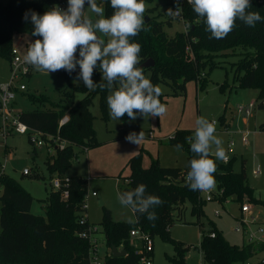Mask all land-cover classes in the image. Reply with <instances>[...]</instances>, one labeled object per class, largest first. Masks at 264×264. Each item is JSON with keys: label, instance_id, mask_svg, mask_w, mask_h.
Here are the masks:
<instances>
[{"label": "trees", "instance_id": "trees-1", "mask_svg": "<svg viewBox=\"0 0 264 264\" xmlns=\"http://www.w3.org/2000/svg\"><path fill=\"white\" fill-rule=\"evenodd\" d=\"M62 3L68 5V0H8L7 4L0 2V56L11 61L12 49L19 36L38 38L32 35L34 25L30 19L31 12L43 15ZM250 3V11H258L264 17V5L261 1L250 0ZM103 8L105 18L114 13L110 0L103 1ZM171 17L168 15L163 20L160 16L144 12L143 29L137 36L129 38L130 42L140 44L141 62L137 67L143 68V74L148 75L153 85L166 84L174 94H184L189 81H195L203 87L209 71L221 66V62L217 60L239 48L242 53L233 65V82L239 88L255 87L258 90V104L255 103V108L264 109V20L258 22L254 28L237 21L233 31L226 38L218 40L210 38L211 33L206 31V24L190 4L182 5V19L185 24H189L186 30L169 34L166 28L172 27ZM75 55L79 58L78 50ZM149 60L154 65L145 68L143 64ZM100 63L97 62L93 76H102ZM77 90L83 94L78 102L69 93L59 103L52 102L45 95L29 94L31 102L39 108L18 113L20 121L29 128L27 135L30 143L35 145L31 138L34 132L44 134V146L51 154L54 152L47 160L48 168L59 174L64 173L74 158L78 157L76 147L83 148L86 152L99 144L91 107L96 94L106 97L109 90L100 87L94 91L86 87ZM159 99L163 104L162 95ZM47 103H50V108L42 107ZM64 116H68L69 121L60 125ZM122 119L124 122L130 120L127 114ZM259 130L264 131V121L259 125ZM174 140L183 145L190 162L194 157L190 151L192 137L185 135L178 140L176 135ZM34 156L36 153H33ZM211 158L216 164L215 186L222 191V201L232 199L241 202L245 195L251 203L261 202L264 205V201L252 194L254 190L248 184L245 170L234 172L229 166L230 160L228 165H224L218 164L215 156ZM128 166L131 175L124 185L119 186V193L145 184L146 195L158 196L163 204L153 209L157 216L155 221H149L146 213L136 219L137 214L134 213V223L116 221L111 211L104 208L99 223V233L104 236L107 246L104 264H139L140 255L137 250L141 246H136L131 237V231L136 228H140L151 238L156 234L166 237L175 222H186L185 215L188 210L198 219L204 215L206 201L200 191H192L187 186L185 173L190 170L165 167L158 160H153L145 167L141 154L133 156ZM69 181L67 200L62 199L61 192L51 190L44 218L31 211L34 200L31 194L14 178L0 172V264H90L91 245L82 234L93 232L95 225H91L88 220L84 224L80 223L81 207L88 193V179L75 176L69 178ZM211 232L215 233L214 238L210 236ZM113 247L125 251L126 254L113 257ZM200 250L208 264H245L264 251V245L252 242L246 245L231 244L220 232L211 229L207 234L203 233ZM177 251L173 264H184L186 247L179 245Z\"/></svg>", "mask_w": 264, "mask_h": 264}, {"label": "rangeland", "instance_id": "rangeland-1", "mask_svg": "<svg viewBox=\"0 0 264 264\" xmlns=\"http://www.w3.org/2000/svg\"><path fill=\"white\" fill-rule=\"evenodd\" d=\"M181 0H144L146 11L151 15L160 16L163 20L168 16V9L174 11L177 2ZM7 4L8 0H0ZM103 7V1L97 0ZM85 15L94 21L98 17L92 13L85 3ZM172 27L166 28L169 34L184 31L185 23L179 17H171ZM98 35H102L97 33ZM24 42H34L33 37L24 35ZM105 43L108 38L104 37ZM15 41V45L17 44ZM24 44V43H23ZM26 44V43H25ZM25 44L20 46L22 54L27 50ZM79 51V49H78ZM242 51L236 48L220 57L221 66L215 67L206 76L204 86L195 81L186 84L184 94H174L166 84H159L167 112L161 117H143L137 115V119L124 122L114 120L109 115L107 97L98 93L94 97L91 112L95 116L94 128L99 144L85 152L83 148L76 147L78 157L74 158L70 167L62 174L51 171L47 160L51 155L46 146L38 147L29 141L27 134L13 133L6 139V146L0 143V162L4 163V174L14 178L33 197L31 211L37 216L46 217L45 207L48 195L52 190V182L56 178L69 179L75 176L88 179V192H97L102 198L103 205L99 203V197L91 198L86 211L91 225L98 227L102 220L104 208L109 209L116 221L130 223V218L135 221V215L130 208L119 203V182L121 185L131 175L128 166L129 160L141 154L142 164L148 167L153 160H158L162 166L178 167L190 170L188 154L184 150L177 151L174 145L180 144L178 140L183 136L194 138L195 121L203 116L210 122L216 121L215 135L222 140V147L230 158L229 166L234 172L245 170L248 184L252 187L253 195L264 201V131L259 130V125L264 121V109L255 108L251 117L238 112L239 107L248 108L250 103H257L258 90L252 88H239L233 82V65L238 61ZM79 66L69 74L66 70L56 72L38 71L33 68L30 76H25L23 82L28 90L16 94L13 110L15 113L33 111L38 105L31 102L29 94L36 96L45 95L52 102L59 103L65 100L66 94H73L75 102L83 98V94L77 89L85 87L82 79L78 78ZM148 78V75L145 76ZM149 79V78H148ZM94 83L102 81L101 75H92ZM18 79H13L10 60L0 56V87L3 85H17ZM105 102V104H104ZM258 104V103H257ZM44 108H50L47 103ZM144 133L143 141L138 145L129 142L126 137L130 133ZM251 132L248 141L244 139V133ZM150 133L153 136H150ZM233 142L234 146L228 145ZM36 153V156H32ZM216 158V157H215ZM218 164L228 165L223 159H217ZM29 174H24V170ZM122 178L121 180L119 179ZM219 197L204 204V215L201 218L192 216L190 210L186 212V222H175L166 237L156 234L153 237L152 259L153 264H173L177 256V246L186 247L184 264H208L200 250L203 233L207 234L211 229H216L231 244L246 245L250 241L247 236L236 232L235 227L242 219L264 223V205L261 202H253L243 196L241 202L232 199L221 200L220 190L213 189ZM250 204L251 212L241 214L240 207ZM1 207V203H0ZM134 223V222H131ZM201 226V228H200ZM1 231V226H0ZM136 246H142L139 237H132ZM99 251L101 255L107 252L104 236H98ZM264 259V251L253 256L245 264H260Z\"/></svg>", "mask_w": 264, "mask_h": 264}, {"label": "clouds", "instance_id": "clouds-1", "mask_svg": "<svg viewBox=\"0 0 264 264\" xmlns=\"http://www.w3.org/2000/svg\"><path fill=\"white\" fill-rule=\"evenodd\" d=\"M92 13L98 17L95 21L85 15V3ZM198 17L206 24L210 38L224 39L236 27L237 21L254 28L264 20L258 11H250V0H187ZM114 13L105 18L104 8L97 0H68L67 10L53 7L50 11L39 15L31 12L34 25L33 36L42 37L32 42L24 61L38 71L56 72L61 69L69 74L79 66L78 78L85 87L94 91L97 87L108 89L107 97L109 115L120 120L125 114L130 120L143 117H161L166 114L167 107L160 102L162 95L159 86L152 84L143 74L140 64L139 43L130 42L143 29L144 0H110ZM177 3L175 11L168 9L167 15L180 16ZM100 33L102 35H98ZM104 37H107L105 43ZM79 49V58L75 55ZM99 64L102 81L96 84L92 80L94 68ZM118 85V87H116ZM213 122L200 116L195 121V134L190 143V151L194 157L190 160V171L187 173V186L192 191H210L215 187V161L225 158L222 140L215 135ZM126 139L140 144L144 133H130ZM177 151L183 149L182 144L174 145ZM145 184L137 185L133 190L118 193L119 203L139 215L147 214L149 221L157 219L153 210L163 204L155 195H146ZM129 222H135L130 218Z\"/></svg>", "mask_w": 264, "mask_h": 264}, {"label": "built area", "instance_id": "built-area-1", "mask_svg": "<svg viewBox=\"0 0 264 264\" xmlns=\"http://www.w3.org/2000/svg\"><path fill=\"white\" fill-rule=\"evenodd\" d=\"M261 3L264 5V0H260ZM188 4L187 0H181L180 1V16L179 18L182 19V5ZM58 7L62 10H67L68 5L65 3L59 4ZM177 6L174 8V11L176 10ZM189 27V24H185V29ZM36 39H42L41 37L35 38ZM30 44H25L26 50H28ZM189 51V49H187ZM11 69L13 72V79H18L17 85L12 86L9 85H3L0 87V143L3 142V144L6 146V139L9 135L13 133H18L21 135L28 134L29 128L27 125L22 123L19 119V114L15 113L13 110V103L16 97V94L18 92H25L28 89V86L26 83L23 82V79L25 76H28L33 71V66L30 64H27L24 61V55L22 54V51L20 50V44H16L12 49V59L10 61ZM204 76V74L202 75ZM255 108V103H250L248 108L239 107L238 112L240 114L250 116L253 109ZM69 121L68 116H64L61 121L60 125H64ZM215 124V128L218 125L216 121H212ZM150 136L152 137L153 134L150 133ZM44 134L41 132H34L31 135V138L33 142L38 147H43L45 145V140L43 139ZM246 142V137L244 139ZM234 146V143L231 142L229 144V148H232ZM87 151V150H86ZM230 160L229 156L225 154V158L223 159L224 163H227ZM4 163L0 162V172H3ZM188 173V172H187ZM187 173H185V179L187 176ZM24 174H29V170L25 169ZM69 186L70 181L69 179H62V178H56L52 182V189L55 191L61 192L62 199L67 200L69 198ZM217 188V187H216ZM214 189V188H213ZM200 191L202 198L207 201L215 200L219 197V194H215L214 191ZM220 194L222 195V191H220ZM97 197L98 194L96 192L93 193H87L84 198V202L82 204L81 210L82 215L80 217V223L84 224L87 222V213L89 207V199L90 197ZM217 196V198H216ZM241 214H249L251 212V206L250 204L243 205L240 207ZM98 227L93 226L92 231L90 234L83 233L82 237L88 238L90 242V250H89V261L90 264H104V258L101 255L99 251V242H98V236L97 233ZM235 230L239 234H243L248 237L249 241L252 243L257 244H264V223L259 224L256 221H247L245 219H242L241 223L235 227ZM210 236L212 238L215 237V233L211 232ZM131 237H139L142 240V246L138 248L137 252L140 255L139 264H153L152 256L150 255L152 252L153 247V238H151L148 234L144 233L140 228H136L131 231ZM247 263V262H246ZM260 264H264V259L260 262Z\"/></svg>", "mask_w": 264, "mask_h": 264}, {"label": "crops", "instance_id": "crops-1", "mask_svg": "<svg viewBox=\"0 0 264 264\" xmlns=\"http://www.w3.org/2000/svg\"><path fill=\"white\" fill-rule=\"evenodd\" d=\"M177 3H179V5H180V2H177ZM177 6V5H176ZM175 6V7H176ZM185 29V28H184ZM175 34V33H174ZM23 37L24 36H19V37H17V44L19 45L20 44V46H22V45H24L25 43L26 44H28L26 41L24 42V39H23ZM34 39V38H33ZM24 43V44H23ZM255 109V108H254ZM253 109V110H254ZM253 112V111H252ZM246 116V115H245ZM252 116V113H251V115L250 116H247V117H251ZM250 134H251V132H249V131H246L245 133H244V138L246 137V140L248 141V136H250ZM228 147H229V145H228ZM89 151V150H88ZM87 152V151H86ZM33 155V154H32ZM120 180L122 179V178H119ZM120 184H119V186L121 185V182H119ZM95 192V191H94ZM93 193V192H92ZM97 193V192H96ZM98 194V196L97 197H101V196H99V193H97ZM97 197H93V196H91L90 197V199L91 198H97ZM90 199H89V201H90ZM101 200H102V198H101ZM100 205H103V202H102V204H100ZM112 213V212H111ZM114 218V217H113ZM242 245H244V244H242ZM264 245V244H263ZM118 250H120L121 251V249H118ZM106 255V254H105ZM105 255H102L103 256V258H105Z\"/></svg>", "mask_w": 264, "mask_h": 264}, {"label": "water", "instance_id": "water-1", "mask_svg": "<svg viewBox=\"0 0 264 264\" xmlns=\"http://www.w3.org/2000/svg\"><path fill=\"white\" fill-rule=\"evenodd\" d=\"M102 1H104V0H102ZM154 65V62L152 61V60H149V61H147L146 63H144L143 64V66L145 67V68H149V67H151V66H153ZM33 156V155H32ZM99 203L100 204H102V200H101V197H99ZM111 253H112V256L113 257H121V256H124L125 254H126V252L125 251H123V250H118V248H116V247H113L112 249H111Z\"/></svg>", "mask_w": 264, "mask_h": 264}]
</instances>
